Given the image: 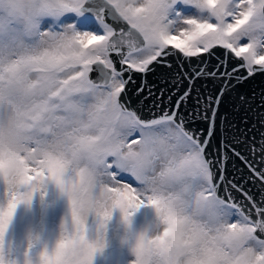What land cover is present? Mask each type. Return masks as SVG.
I'll use <instances>...</instances> for the list:
<instances>
[{
  "label": "snow or ice",
  "instance_id": "obj_1",
  "mask_svg": "<svg viewBox=\"0 0 264 264\" xmlns=\"http://www.w3.org/2000/svg\"><path fill=\"white\" fill-rule=\"evenodd\" d=\"M258 73L264 0H0V264H92L113 211L145 203L164 228L136 264H264V132L213 143Z\"/></svg>",
  "mask_w": 264,
  "mask_h": 264
},
{
  "label": "water",
  "instance_id": "obj_2",
  "mask_svg": "<svg viewBox=\"0 0 264 264\" xmlns=\"http://www.w3.org/2000/svg\"><path fill=\"white\" fill-rule=\"evenodd\" d=\"M207 55V54H202ZM195 60L196 58H192ZM221 59L217 54L214 57L208 58L209 64H215ZM152 82H156L157 77L153 76L149 78ZM163 87V85H160ZM196 87L204 92L206 95H216L219 93L221 85L218 82L212 81L211 78L199 80L196 83ZM187 88V84L182 86V90ZM244 97V101L241 100ZM195 96L188 102L187 108L191 110L196 106ZM187 114V113H185ZM264 117V74H256L254 78H249L239 84H236L234 88L221 97V103L217 109V134L214 144L227 137H234L244 133L241 139L245 136L251 140L255 137L257 141L260 140V132H264V127H261L259 120ZM223 124H220V121ZM185 127L189 130H201L207 127V122L201 119H197L190 124H186ZM259 145L257 144V147ZM241 146H237V151H240ZM242 155H248L247 150L242 152ZM239 169L240 172H236ZM228 175L240 176L243 173V179L247 180V177L251 175L246 165L239 159L235 158L227 164ZM247 187L256 190L252 181L247 180Z\"/></svg>",
  "mask_w": 264,
  "mask_h": 264
},
{
  "label": "rangeland",
  "instance_id": "obj_3",
  "mask_svg": "<svg viewBox=\"0 0 264 264\" xmlns=\"http://www.w3.org/2000/svg\"><path fill=\"white\" fill-rule=\"evenodd\" d=\"M195 12V9H191ZM126 177L125 182L133 183L136 187L138 182L134 178L128 177V174H123ZM67 205L63 201L58 206V215L52 225V233L55 234V229L60 223V218L63 216ZM122 211L117 208L113 211L112 218L108 221L106 229H102L104 246L98 249L94 254L92 264H134L136 254L133 248L132 236L143 230H149L156 227L158 213L154 206L145 203L136 209L131 216V224L128 225L123 219ZM92 222V237L97 235L95 218L90 217Z\"/></svg>",
  "mask_w": 264,
  "mask_h": 264
},
{
  "label": "clouds",
  "instance_id": "obj_4",
  "mask_svg": "<svg viewBox=\"0 0 264 264\" xmlns=\"http://www.w3.org/2000/svg\"><path fill=\"white\" fill-rule=\"evenodd\" d=\"M123 219H124V217H123ZM124 221H125L128 225H130V224H131V217H130L129 220H125V219H124ZM163 228H164V225H163V223L160 221V218L158 217L156 227H154L153 229H151V235H153L154 233H156L158 230L162 232V231H163ZM142 235H149V230L139 231V232L135 233V234L132 236L133 248H135L137 242L139 241V239H140V237H141ZM151 235H149V236H151ZM137 259H138V258L136 257V260L134 261V264H136Z\"/></svg>",
  "mask_w": 264,
  "mask_h": 264
}]
</instances>
